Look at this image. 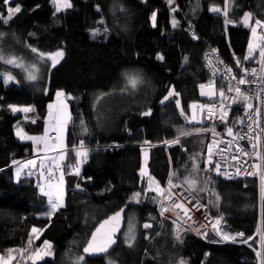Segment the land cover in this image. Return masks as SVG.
<instances>
[{
	"label": "trees",
	"instance_id": "trees-1",
	"mask_svg": "<svg viewBox=\"0 0 264 264\" xmlns=\"http://www.w3.org/2000/svg\"><path fill=\"white\" fill-rule=\"evenodd\" d=\"M16 4L22 11L9 25L0 22V32L14 37L12 47L30 50L26 47L30 44L44 52L63 49L65 55L55 68L47 64L37 82H27L14 72L21 85H6L0 76V253L8 248H26L31 229L36 226L45 231L34 245L48 240L54 249L53 257L36 264H70L69 257L80 254L85 255L84 264H108L109 260L114 264H177L181 259L188 264H259L256 251H261L258 229L262 224L264 230V199L258 179L226 180L213 171L207 190L197 197L206 212L222 218L221 231L243 232L245 239L253 237L243 244L239 237L236 243L222 241L213 228L207 230L205 238L161 217L159 201L153 200L157 195L148 192L145 197L146 180L140 186V168L146 164L149 174L164 186L169 175L176 173L173 183L186 188L191 157L195 156L204 168L210 134L196 132L207 124L190 122L189 105L208 100L200 94V85L211 76L206 65L208 49L216 48L236 68L253 64L256 53L254 59L244 60L251 30L243 25L241 17L250 12L253 21L264 19V0H231L229 18L235 23L227 26L222 13L208 10L210 6L223 9L225 0H71L72 7L55 17L51 0H11L9 6ZM120 6L125 11H120ZM153 12L157 14L155 26ZM0 13L7 15L3 0ZM101 19L104 24L98 23ZM173 20L178 22L176 27ZM105 25L109 34H103ZM190 25L198 39L193 37ZM97 27L102 34L93 39L91 30ZM158 53L163 60L157 59ZM4 71L10 69L0 62V74ZM125 72L142 76L139 88L121 91L125 88ZM173 86L180 94L175 99L180 100L189 120L180 115L175 99L160 103ZM57 90L71 95L68 105L73 119L67 129L66 157L59 163L66 182V207L49 220L42 215L47 210V197L40 191L45 177L37 168L31 175L26 169L18 179L12 161L24 163L35 155L32 141L17 138V125L28 133L42 134L48 104L56 99ZM10 104L32 105L33 117L12 112ZM149 108L151 115H142ZM81 118L88 129L86 135H81ZM178 129L191 134L181 137L180 144L166 147L164 142L176 139ZM81 139L89 146V154L80 176H76L73 173L78 157L73 146H79ZM191 178L205 187L203 170ZM208 190L214 195L212 204L208 202ZM134 192L142 193L139 204L130 201ZM215 194H219V200ZM126 205V225L116 248L101 257L84 254L96 225ZM129 217L137 225L132 247L123 238ZM145 223L152 227L144 229ZM178 226L180 241L175 239Z\"/></svg>",
	"mask_w": 264,
	"mask_h": 264
},
{
	"label": "snow or ice",
	"instance_id": "snow-or-ice-1",
	"mask_svg": "<svg viewBox=\"0 0 264 264\" xmlns=\"http://www.w3.org/2000/svg\"><path fill=\"white\" fill-rule=\"evenodd\" d=\"M172 0H169V3H171ZM4 5L6 6L7 15H4V13H0V22H2L4 25H9L10 21H12L13 17L20 13L22 11L21 5L16 4L15 7L9 6L11 4V0H3ZM51 3L53 4L55 11L53 12V16L55 17L57 13H61L66 11L67 9L72 7L71 0H51ZM231 0H225L224 8L221 9L219 6H210L209 11L215 14H221L224 16V23L225 26L228 24L235 23L229 18V7H230ZM120 11H125V9L120 6ZM174 12L176 11L175 8L172 9ZM97 11L99 12V6H97ZM156 12L152 13V21L153 26H155L156 22ZM241 22L245 27L250 28L252 38L248 42V51L247 55L244 57V60L254 59V53L259 51V64L261 66V72H264V20L261 19H255L253 21V14L250 12H244L243 17H241ZM99 24H104V20L101 19ZM177 21L173 20V27L177 26ZM258 29L262 30L258 34ZM92 38L96 39L98 36H100L101 29L99 27L92 29ZM103 34H109V29L105 25L103 29ZM8 34L5 32H0V45H2V41ZM29 36H35V33H29ZM194 35V34H193ZM13 36H15V33H13ZM194 38L195 35H194ZM26 47L30 49L31 53L34 54V62L27 63L24 61L23 57H17L14 54H5V51L2 46H0V62H3L7 65H14L20 69H22L25 72V79L29 82H37L42 79V72H41V66H46L49 62L51 63V67L55 68L56 65L60 63V61L64 58V50L63 49H57L54 52H44L41 51L39 48L34 47L30 44H26ZM214 52L216 50H213ZM158 60H163L164 57L161 54H157ZM185 61H187V57H185ZM212 61H209V64L211 65ZM222 63V61H220ZM240 60H236L237 67H240ZM228 73L232 72L231 68L226 69ZM50 71V69H49ZM248 70L245 69L244 73L245 75L241 76L239 80L237 81L238 85H244L246 83H249V81L246 79ZM252 74H256V70H251ZM215 74V73H214ZM125 78V88L121 89V91H125L128 89V86L130 85L131 88L135 89L140 83L143 82L142 76L139 73L133 72L128 73L125 72L124 74ZM0 76L3 77L4 83L7 85L10 81L14 80L15 78L12 77L8 73L0 74ZM232 79H235L233 76ZM206 85L201 84V95L202 96H215L216 93L213 91L212 87L208 86V91L205 92ZM44 92H47V89H43ZM228 91H232V86L229 84ZM235 92L237 94V97L233 99V103H238L239 101L244 102L245 110L252 108V105L250 103H247V101L250 99L249 96L245 95V93L241 90L239 86L235 88ZM180 94L175 91L174 86L171 87L167 91V95L163 96L160 103L161 105L165 104V102L170 101V98L175 99ZM219 95L221 97L225 96V92L223 89L220 90ZM72 99L71 95L68 93H65L63 90H57L56 91V100L54 103L48 104V120L46 121V126L44 128V132L41 135H29L28 133L24 132L23 129L19 128L17 125V132L16 135L20 137V139H27L33 142L34 146L43 145V149L45 152L53 151L56 149H59V156H53V157H46L44 159L40 160L39 168L41 169V176L45 177V184L40 186L41 193L47 197V210L42 213V215L49 218V220L61 209L66 207L65 204V197H66V182L64 179V172L63 170L60 171V175L58 178L55 177V173L53 170V167L47 166V161H51V164L55 166V169H60L59 160L64 159V149L66 147L65 145V133L66 129L69 125V123L72 121V115L69 111V105L67 103V100ZM99 99V97H97ZM175 104L178 109H180V115L185 116L186 120H189V118L185 114L184 108L181 106V102L179 99H175ZM9 109H11L12 112H24L29 113L34 111V108L32 106H26V107H19L17 105H8ZM192 109H207V114L209 118H212L215 116V112L213 110V105H197L195 103L189 105ZM222 108L225 106L222 104ZM259 112V110H257ZM144 116L151 115V109L149 108L148 111L142 113ZM220 120L222 122H226L227 119V112H222L220 115ZM197 116L194 112V114L190 118L191 121H196ZM35 122V121H33ZM80 127H81V135H86L88 133V129L86 126V123L83 118L80 120ZM251 130V129H250ZM178 136L173 141L175 144L181 143V137L188 136L191 133L185 132L182 129H178ZM205 131L204 129L197 128L196 132L200 133ZM55 133V137L49 135V133ZM227 132L229 135L233 134V130L231 128L227 129ZM213 135L215 136V132L213 130ZM145 143H150L148 141H145ZM75 145L73 148L75 149ZM253 148H256V145L253 144ZM88 150L84 149V140L81 139L79 141V150L76 151V156L78 158H87ZM147 155V154H145ZM247 155V153H245ZM257 159L260 161V163L254 164L253 168L256 169V171L248 172L247 175H256L257 172L259 173L260 177V186H261V198L264 199V155H260L259 152L256 153ZM193 160L192 164V170L188 177H185V184L187 185L186 191H181L179 193V196H177L174 189L176 188H184V185H177L173 183V179L176 176V173H171L169 175L168 179V188L167 190L161 187L160 182L155 179V177L151 176L147 172L146 167L140 168V176L143 178L144 176H147V189H144V195L147 197V194L149 191L155 192L157 196L153 197V200L159 201L160 206V213L159 215L161 217H164L165 213L168 211V208L165 206V201L171 202L172 206L175 209H183V214L188 219H191L190 216H188L189 209L185 207V204L183 202H180V198L182 197L184 200H187L188 203H192L193 200H197V203H199L197 197L199 196V193L204 192L207 190L206 185L211 179V173L214 171L216 175H224L227 178H231L228 176V173L221 171V166L219 163L213 164V151H212V145L208 146L207 151V160L204 161V168L201 169L200 164L196 162V157H191ZM235 159V157H233ZM12 164L19 165V162L16 160L12 161ZM36 167V160H28L24 162L23 165H19L16 169V176L19 179L21 173L23 172L24 168H28V175H31V169ZM45 170L47 172V175L45 176ZM203 170L205 173L206 179L204 180L205 187H199L198 181L196 179H192V174H197ZM74 175L80 176V167L79 164H76L74 166ZM87 179H91V177H88ZM76 188L79 189L80 185L79 183L76 185ZM110 190V189H109ZM102 194V193H101ZM141 192H134L132 194V197L130 198V201H134L135 203L139 204L141 202ZM217 200H219V194H215ZM212 203V201H210ZM127 207V205L125 206ZM125 212V208H121L119 211L115 212L113 215L109 216L107 219L103 220L98 224L97 227H95V230L91 232L90 238L87 240L86 245L83 248V253L87 254L88 256H95L97 254H107L109 250L117 243V233L120 231V225L121 221L123 219L122 214ZM151 219H155L154 217H151ZM222 218H216L215 224L213 225V230L221 237L222 241H231L233 243L237 242V238L240 239V243L247 244L249 240H252L253 237H247L246 239L245 234L243 232L238 233H229L221 231L217 225L220 224ZM128 231L125 233V243L132 247L135 242V230H136V224L134 222L133 217L128 218ZM173 223H177V221H173ZM87 224V221H86ZM144 229H150L152 225L150 223H145L143 225ZM45 231V228H38L36 226H33L29 235V239L27 241V247L26 248H8L6 249L5 253H0V264H13V261L22 259L25 261V264H27L28 261H31L32 264H36L37 261H43L45 257H53L54 256V249L53 245L50 241L44 240L43 243L40 246L34 245V240H39L41 234ZM258 233L260 235V245H261V251H256V256L259 261V264H264V230L258 229ZM159 235V233H157ZM205 238H207V233H203ZM149 237H146L148 239ZM175 239L180 241L181 235L179 231V226L177 227L176 233H175ZM182 242V241H181ZM219 242V241H213ZM73 246H75L76 242H72ZM251 247V245H249ZM17 253L18 256H14L13 253ZM206 256L208 253L205 254ZM70 264H84L85 262V255H73L69 257ZM108 264H114L113 261L109 260ZM179 264H186V262L181 259Z\"/></svg>",
	"mask_w": 264,
	"mask_h": 264
},
{
	"label": "built area",
	"instance_id": "built-area-1",
	"mask_svg": "<svg viewBox=\"0 0 264 264\" xmlns=\"http://www.w3.org/2000/svg\"><path fill=\"white\" fill-rule=\"evenodd\" d=\"M257 19V18H256ZM261 19V18H258ZM264 20V19H261ZM192 35L194 34L198 39V34L193 26H189ZM262 30L258 29V34ZM193 35V37H194ZM213 50H216L215 52ZM256 61L250 65H243L236 68L226 62L219 51L210 46L206 55V65L210 70L211 76L206 80L204 85H216L219 89H223L225 96L215 99H208L206 101L197 102V105H213L215 116L208 117L207 109H199L202 123L207 124V131L210 134L209 145H212L213 161L219 163L221 171L228 173L227 178L224 175H217L218 177L226 180H242L246 178H256L260 184L259 173L256 175H247L248 172L256 171L253 168L254 164L260 163L257 159L256 153L264 155V72H261L259 64V51L257 50ZM212 61L211 65L209 61ZM222 61V63H220ZM227 68H231L232 72L228 73ZM247 69L246 79L249 83L238 85L237 81L243 75L244 70ZM255 69L256 74L253 75L251 70ZM215 73V74H214ZM235 79H232V77ZM229 84L232 86V91L229 92ZM239 86L245 95L250 99L247 103L252 105L251 109L245 110L244 102L239 101L233 103V99L237 97L235 88ZM225 107L222 108L221 105ZM259 110V112H257ZM227 112L226 122L220 120L222 112ZM200 121V122H201ZM231 128L233 134L229 135L227 129ZM251 129V130H250ZM213 130L215 136L213 135ZM175 139L164 142L166 147L175 145ZM253 144L256 148H253ZM89 146L84 145V149ZM75 149L79 150V146ZM58 151V150H57ZM57 151H55L57 153ZM247 153V155H245ZM235 157V159H233ZM48 166L53 167L55 177L60 175V169H55V166L49 163ZM215 173V172H214ZM216 174V173H215ZM47 172L45 170V176ZM168 184V183H167ZM166 184V185H167ZM261 190V186H260ZM219 227V225H217Z\"/></svg>",
	"mask_w": 264,
	"mask_h": 264
},
{
	"label": "rangeland",
	"instance_id": "rangeland-1",
	"mask_svg": "<svg viewBox=\"0 0 264 264\" xmlns=\"http://www.w3.org/2000/svg\"><path fill=\"white\" fill-rule=\"evenodd\" d=\"M8 38V39H7ZM12 38H14V37H12V35H7L5 38H4V40L2 41V45H0V46H2L3 47V49H4V51H5V54H14L15 56H17V57H23V59H24V61L25 62H27V63H32V62H34V54L33 53H31V51L30 50H20V49H17V48H15V47H12V46H14L15 45V41L12 39ZM252 38V34H251V36H250V39ZM6 42V43H5ZM11 46V47H10ZM3 63V62H2ZM5 64V63H4ZM49 65H51V63L49 62L48 63ZM5 66H7L9 69H10V71H4V72H2V74H4V73H8V74H10L12 77H14L15 79L14 80H12V81H10L8 84H11V83H15V84H17V85H21V81H20V77L17 75V74H15L14 72H17V73H20L22 76H24V78H25V72L22 70V69H20V68H18V67H16V66H14V65H7V64H5ZM45 67L46 66H44V65H42L41 66V72H42V75H43V73H44V70H45ZM27 81V80H26ZM27 82H29V81H27ZM141 85V83L136 87V88H139V86ZM209 86V85H208ZM208 86L206 85V87H205V89H204V91L205 92H207L209 89H208ZM211 87H212V89H213V91H215V93H216V95L215 96H202L201 95V97L202 98H204V99H215V98H218V96H220L219 95V93H220V90L221 89H219L216 85H210ZM129 87H131L130 85L128 86V88ZM135 88V89H136ZM133 89V88H132ZM200 94H201V88H200ZM104 96H102L101 98H103ZM56 100V99H55ZM55 100H53V101H51V102H49V104L50 103H54L55 102ZM197 102H195V104H196ZM14 105H17V106H19V107H26V106H32V105H18V104H14ZM33 107V106H32ZM34 108V107H33ZM194 112H195V114H196V116H197V120L196 121H191V122H195V123H202V121H201V116H200V113H199V108H197V109H192L191 108V116L194 114ZM20 113H24V112H20ZM25 115H26V117L27 118H32L33 117V111L32 112H29V113H25ZM191 116H190V118H191ZM48 120V113H47V116H46V121ZM201 121V122H200ZM46 126V125H45ZM19 128H21V127H19ZM207 128V127H206ZM206 128H203L204 130H206ZM22 129V128H21ZM24 132H26L25 130H23ZM16 132H17V128H16ZM26 133H28V132H26ZM50 133H52V132H50ZM50 133H49V135H50ZM29 135H38V134H32V133H28ZM17 136V135H16ZM53 137H55V133L52 135ZM17 138L18 139H20V137H18L17 136ZM20 140H22V139H20ZM23 140H27V139H23ZM142 147H147V145H143ZM37 148H35V151L37 152V153H39V150H36ZM58 150V151H57ZM75 150H78V149H75ZM55 151H57V153L55 152ZM88 154H89V152H88ZM45 156V154L44 155H42L41 157H44ZM53 156H59V149H56V150H53L52 152H51V154H48L47 156H45L44 158H46V157H53ZM65 157H66V152H65V150H64V159H65ZM87 157H88V155H87ZM38 158V157H37ZM44 158H42V159H44ZM145 158H146V155H145ZM63 159V160H64ZM85 158H78V162H77V164H79V167L81 168V166H82V163H83V160H84ZM40 160L41 159H37L36 160V167H34V168H39V167H37L38 166V164L40 163ZM63 160H59L58 162L59 163H61ZM207 160V154H206V159H205V161ZM49 163H51V161H47V166L49 165ZM213 164H214V161H213ZM19 166V165H18ZM18 166H16L15 167V172H16V169H17V167ZM143 167H146V164L143 166ZM147 168V167H146ZM39 170H40V172H41V169L39 168ZM23 172H24V170H23ZM22 172V173H23ZM147 172H148V174H149V171H148V169H147ZM152 176V175H151ZM42 177V176H41ZM44 177V176H43ZM144 178H145V180H146V186H145V189H147V187H148V185H147V176H144ZM157 180V179H156ZM158 181V180H157ZM174 184H177V185H183L182 183H174ZM161 185V187H163L164 189H166L167 190V188H168V184L167 185H162V184H160ZM186 187L184 186V188H176V189H174V191L176 192V194H177V196H179V193L181 192V191H186ZM209 191V190H208ZM149 192H152V191H149ZM210 193L208 194V202L210 203V201H212V196H214V195H212V192H211V190L209 191ZM153 193H155V192H153ZM156 194V193H155ZM214 194V193H213ZM142 195V194H141ZM157 195V194H156ZM210 195V196H209ZM211 199V200H210ZM199 201V203H197V200H193L192 201V203H188L187 202V200H184L182 197L180 198V202H183L184 204H185V207H187L188 209H189V213H188V216H190L191 217V219H188L187 217H185L184 216V214H183V209H175L173 206H172V204H171V202H168V201H165V206L168 208V211L165 213V217H167V218H170V219H172L173 221L175 220V221H177V223L176 224H178L179 226H183V227H185V228H188V229H190V230H192V231H194L195 233H197L198 235H201V236H204L203 235V233H205V232H207V230L208 229H212L213 228V225L215 224V221H216V217H212L208 212H206V209H205V205L200 201V200H198ZM212 202H214V201H212ZM210 204H212V203H210ZM159 210H161L160 209V206H159ZM135 222V221H134ZM136 224V223H135ZM259 229H261L262 230V224H260V226H259ZM128 231V227H127V229H126V231H125V233ZM125 233H124V236H123V238H124V241H125ZM136 233H137V225H136V230H135V236H136ZM13 255L14 256H18V254L17 253H13ZM185 261V260H184ZM39 261H37L36 263H38ZM180 262V261H179ZM179 262L177 263V264H179ZM186 262V264H188L187 263V261H185ZM13 264H25V261L24 260H22V259H18V260H15V261H13Z\"/></svg>",
	"mask_w": 264,
	"mask_h": 264
},
{
	"label": "crops",
	"instance_id": "crops-1",
	"mask_svg": "<svg viewBox=\"0 0 264 264\" xmlns=\"http://www.w3.org/2000/svg\"><path fill=\"white\" fill-rule=\"evenodd\" d=\"M67 103H68V100H67ZM195 103V102H194ZM193 104V103H192ZM69 111H70V109H69ZM67 129H68V127H67ZM67 129H66V133H65V145H66V147H65V152H67V148H68V146H67ZM43 134V133H42ZM54 133H50V136H52ZM39 135H41V134H39ZM53 137V136H52ZM54 138V137H53ZM28 141H30V140H28ZM35 148H37L36 150H39V153H37L36 151H35V155L32 157V158H30L29 160H37V159H42V158H44L45 156H47L48 154H51V152L52 151H48V152H45L44 151V149H43V145H39V146H35ZM45 154V156L44 157H41L42 155H44ZM38 157V158H37ZM58 157V156H57ZM26 161H28V160H26ZM25 161V162H26ZM24 163H20L19 165H23ZM16 166H18V165H16ZM38 166H39V164H38ZM37 166V167H38ZM28 170V168H24V171L25 170ZM36 169L37 168H32L31 169V172H37L36 171ZM21 174H23V173H21ZM21 176V175H20ZM45 184V183H44ZM43 184V185H44Z\"/></svg>",
	"mask_w": 264,
	"mask_h": 264
},
{
	"label": "water",
	"instance_id": "water-1",
	"mask_svg": "<svg viewBox=\"0 0 264 264\" xmlns=\"http://www.w3.org/2000/svg\"><path fill=\"white\" fill-rule=\"evenodd\" d=\"M144 180H145V178L143 177H141V180H140V186H143V183H144ZM123 208H125V212L122 214V217H123V219H122V221H121V225H120V231L116 234L117 235V243L115 244V245H113V247L109 250V252L107 253V254H109L110 252H112L115 248H116V246L118 245V242H119V236H120V234L124 231V229H125V225H126V212H127V207H123ZM119 211V210H118ZM117 212V211H116ZM115 213V212H114ZM114 213H112V214H110L109 216H111V215H113ZM109 216H107L106 218H104L103 220H105V219H107ZM103 220H101L100 222H102ZM99 222V223H100ZM98 223V224H99ZM98 224L96 225V227L98 226ZM94 230H95V228H94ZM93 230V231H94ZM207 233V232H206ZM104 255H106V254H103V253H101V254H97V255H95V256H89V257H101V256H104Z\"/></svg>",
	"mask_w": 264,
	"mask_h": 264
}]
</instances>
